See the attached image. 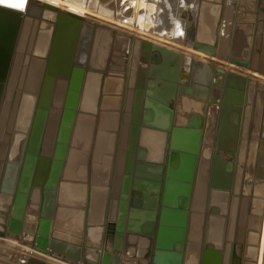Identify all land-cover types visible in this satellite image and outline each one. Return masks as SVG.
Instances as JSON below:
<instances>
[{
	"label": "water",
	"instance_id": "1",
	"mask_svg": "<svg viewBox=\"0 0 264 264\" xmlns=\"http://www.w3.org/2000/svg\"><path fill=\"white\" fill-rule=\"evenodd\" d=\"M224 2L200 0L194 20L193 48L211 56L218 55ZM227 3L235 5L229 21L233 30L229 61L250 68L254 34L264 21V0ZM36 21L30 10L0 6V233L67 264H258L264 226V162L257 161L264 138V114L259 113L264 92L254 100L253 118L254 122L261 118L262 132H257L258 125L251 132L243 153L246 169L239 181V137L246 121L249 79L234 71L217 70L200 57L185 59L180 51L163 44L137 41L123 74L119 132L106 133L110 144L115 142L118 148L112 182L113 147L111 154H104L103 164H97L102 159L97 153L99 128L93 156L89 153L99 114L100 120L105 117L103 122L111 117L110 112L100 113V102L113 34L106 30V35L99 25L93 29L82 66L74 65L79 33L73 38L63 73L48 76L52 53L46 52L42 59L31 56L43 64L30 90L37 93L43 84L46 97L35 105L30 130L14 151L13 108ZM219 73L223 94L204 236L200 242L187 241L203 128ZM54 111L58 113L54 141L44 155ZM81 142L86 151L84 182L90 180V186L84 220L76 222L84 232L76 238L54 225L55 219L62 221L63 166L71 149ZM38 173L42 176L37 185ZM175 183L177 199L166 203L169 186ZM110 186L113 192L109 195ZM26 264L53 263L30 257Z\"/></svg>",
	"mask_w": 264,
	"mask_h": 264
},
{
	"label": "bare ground",
	"instance_id": "2",
	"mask_svg": "<svg viewBox=\"0 0 264 264\" xmlns=\"http://www.w3.org/2000/svg\"><path fill=\"white\" fill-rule=\"evenodd\" d=\"M129 1L130 0H82V1L78 0L77 2H75V1H69V0H26V5H23L22 8L18 9V10H26V11L30 10V11H32V13L36 14V16L38 15L39 17L37 16V21L34 24V29H33L32 35H31L32 43H31V47H30V53H29L30 55H29V58H27V60H26V64H25L26 68L24 70L23 77L21 79L19 91L17 93L15 105L13 108V116H12V124L11 125L13 128V143L15 146L14 151H17L18 147L20 146L21 142L23 141L24 136L30 130V125H31V121H32V114H33L35 105L38 102H40V99H42L44 101L45 100L44 98L46 97V88L43 84L37 93L30 90L33 87L32 86L33 80L35 81V79H37V77L40 75L39 71L41 70V66L43 64V61L33 60L31 56L33 55L34 57H36L38 55L41 57L40 59H42L45 56L44 54L46 52H47V54H49V56H50V53H52V56H51V59L49 62L48 76L52 77L54 73L65 72V68H66V65L68 63V58H69L71 48L73 45L72 41H73L75 34L79 33V38H81V42L79 41V38H78V41L76 43V54H77V50H78V54L81 53L80 55H82V56H80V55H78L77 57L75 56L76 60L74 59V62L75 61L80 62L81 59L83 58L84 52L87 51L86 47L87 48L89 47L88 44L91 40L90 37L92 36L93 29L95 28V26L92 25V23L94 21H97V20L100 21L101 20V21L105 22L106 25L108 23V26L109 25L114 26L113 29H107V28H105V30L103 29L104 30L103 33H105L106 35H108L105 32L106 30L111 31L112 34H113V32L116 33L115 32L116 30H118V33H119V31H125L128 33L134 34V36L137 33L138 34L137 36H140V37H141V35H144V36H147L149 39L155 38L156 40L164 41L166 43L171 44L172 46H174L175 50L177 49L179 51L180 50L182 51L181 53L183 54L185 59L186 58L188 59V58L194 57V56L200 57L202 59H205L206 57H211L212 60H214V62L218 61L219 63L222 64V60H223L222 57H223L224 50H223V48H221L222 47L221 44L218 43V45H217V53H218L217 56L218 57L216 58L215 56L208 55L205 52H202V51H199V50L193 48L192 34H191V41L189 39H186L185 36L184 37H182L181 35H180V37L177 36V34H179V33L181 34V32H182L181 25H180L182 22H181V19L175 18V17H178L177 15H179V17H186L187 18L186 20L191 21V22H188V25H187L188 28L186 27L187 31L188 30L191 31V29L193 28L192 12H191L190 7L192 6L191 2H193L194 5L198 4V3H195V0H180V2H182V4H184V5H181V6L179 5V7H180L179 11L177 9L179 3L177 2L178 4L176 6V3L173 2L174 0H169V2H168V3H170L169 7L167 6L166 2L161 1V0L160 1L159 0H144L143 2H142V0H135V1L131 0L134 2L133 7L132 8L130 7L131 9L126 7L127 2H129ZM155 3H157L156 7H155ZM174 4H175V6H174L175 9L173 7ZM226 4H228L227 1H226ZM129 5H132V4H129ZM163 5H165V7H163ZM198 5H199L198 10H199L200 0H199ZM160 8L161 9L167 8L166 10L168 13H172V15L176 14L174 17L175 18L174 21H172L173 18H170V20L168 22L162 23L161 18L166 14L164 13V14L159 15V13L161 11L158 12V9H160ZM13 9H17V8H13ZM154 10L156 12H153ZM223 13H224V11H223ZM196 14H198V13H196ZM84 17H87V19L92 17L93 21L87 20L86 18L83 19ZM115 28H116V30H115ZM224 28L225 27L222 26L220 34H223ZM26 31L27 30L25 29L24 32H22V34H23L21 36L22 40L25 39ZM220 34H219V36H220ZM144 36L142 37L143 40L150 41L148 39H145ZM137 38L138 37H136V36L135 37H131V36L129 37L128 36L130 43H131V40L134 41V40H137ZM159 41H157V43L162 44ZM150 42H156V41L151 40ZM79 43H80V45H79ZM78 45H79V47H78ZM131 56H132V50H131ZM131 56H130V60H131ZM205 60H207V59H205ZM110 62H111V60H110ZM110 62L108 63V67L110 65ZM139 62H140L139 67L141 65H144V63H142L141 60ZM32 63H33V65H32ZM129 63H130V61H129ZM214 65H215L217 70H222V68L220 66L217 67L218 63H217V65H216V63ZM232 67H234V65ZM119 68L120 67L117 66V63H115L114 71H118V73L121 72L120 75L123 76L122 71ZM242 68H244V67H242ZM237 69H239V68L237 67ZM111 71H112V69H111ZM36 72H38V74H36ZM109 74L110 73H108L107 75H109ZM254 74L257 75L258 73H254ZM32 75H33V77H32ZM34 76H35V79H34ZM118 76L119 75H117V77ZM257 76L260 77L259 74ZM43 80H45V78ZM106 80H108V79H106ZM118 80H119V78H118ZM46 81L50 82L48 79H46ZM111 81H109V82L111 83ZM106 83H108V82H106ZM113 83L111 84V88H112V86H114ZM114 84H116V83H114ZM50 85H51V82H50ZM220 88H222L221 85H220ZM33 89H34V87H33ZM113 91H114V89H113ZM114 92H116V91H114ZM212 92H213V89H212ZM111 94H113V92ZM113 96H116V95H113ZM211 97H213V93H211ZM217 101H218V99L216 100V102L213 101V102L208 103V113L209 112L211 113V108H214V106L216 107V104H217V106H220V104H218ZM113 102H110V104ZM110 104H108V105H110ZM104 105H106V104H104ZM110 108H108V109H110ZM103 111H105V110H103ZM213 112H214V110H213ZM114 116H115V114H114ZM57 118H58V113H57V111H54L51 115V118H50V121H49V124L47 127V132H46V137H45V142H44V147H43L44 155H47L49 150L52 147V143L54 141V132H55V126L57 123ZM101 120H102V118H101ZM107 120H108V118H107ZM112 121H114V120H112ZM111 123H113V122H111ZM110 124H108V126ZM102 126L104 127V124ZM103 127H101V128H103ZM100 130H102V129H100ZM106 133H108V132H106ZM112 133H114V132H112ZM101 138H100V141H102ZM106 143H105V145H106ZM113 153H114V151H113ZM101 155H102V153H101ZM201 155H202V161H201L202 165H201V169H199V174L197 177V186H196V192L200 197L203 194L204 189L206 187L204 174L206 172L205 163L207 162V158L203 155V153ZM40 166H41V168L44 166L43 162H41ZM41 176L42 175L40 173H38V175L36 177V184L37 185L41 181L40 180ZM68 185L69 184L67 182H63L60 185L59 201H60V203H61L60 205L63 209V210L61 209V214H63L65 212L64 210H65V208H67L66 205H67L68 201L70 200V197L68 196V194H69V186ZM70 187H72V186L70 185ZM200 197H198V199ZM34 251H36L38 254L45 257L44 253H42L38 250H34ZM259 256H260V254H259Z\"/></svg>",
	"mask_w": 264,
	"mask_h": 264
},
{
	"label": "crops",
	"instance_id": "3",
	"mask_svg": "<svg viewBox=\"0 0 264 264\" xmlns=\"http://www.w3.org/2000/svg\"><path fill=\"white\" fill-rule=\"evenodd\" d=\"M178 3H177L178 5H180V6L182 5V2L179 1ZM191 3L193 4V2H191ZM195 3H197V1H195ZM233 17L234 16L231 15V20L233 19ZM257 23H259V20L257 21ZM260 24H261V22H260ZM261 25L262 26L260 28H258L256 33L254 34V39H253V44H252V49H251V55H250V59H249L250 66H251L250 68H246V67L242 68L243 66L235 65L229 61L230 47H231L232 33H233V30L231 28L229 29V36L226 39V43H227L226 48L225 49L223 48L224 53H223L222 58L224 60H226V62H228V64L225 66L224 72L234 71V72L240 73L242 75H245L250 81L249 85H248L249 97L247 95V99H248L247 105L248 106H247V112L245 115L246 121L242 125L241 133H240V137H239L240 155L238 156V159H237V169L239 171V181H240V177L242 175V171H244L246 169V161H245V158L243 156V153L245 151V147L247 145V142H249V140L251 139V132H255L257 130V129L255 130V125H256V127H257V125L259 126V129L257 130V132H259V134H260V132H262V129H260L261 118L260 117L256 118L255 122L253 120L254 111H255L254 110V100L258 94L260 95L261 93L264 92V21H262ZM230 26H232V23H229V27ZM222 42H223L222 41V34H220L219 44L223 45ZM177 51H179V50H177ZM230 64L235 65V68L232 67ZM219 66H222V64H220ZM237 67L239 69H237ZM111 69H112V71H111ZM108 73H110V74L107 75ZM254 73H258L260 77L257 76L258 74L256 75ZM120 74H121V72L118 73V71H114V67H111L110 65L107 68V73H106L105 81L103 84V91H102L101 102H100V113L103 114L105 112H110L111 117L108 120L106 119V122H102V120L100 121V114H99V116L97 118L96 132H95V136L93 138L94 144L92 143L91 151L89 152L90 156L92 157L94 150H95V140L94 139H96V137L98 136L97 135V129L98 128L102 129L101 134L103 136L101 134H99V140L102 137L101 138L102 141H99V146L97 147V153L100 154V157L102 159L97 161V164H99V165L103 164L104 154L112 152V151H109V149H111V147H113L114 153H112V155L114 156V161H113V173L111 175V181L112 182H114V169L117 165L116 154H118L117 153L118 148H117V145H115V142L113 143V145L110 144V141H109L110 139L108 138L109 136L106 134V132H108V133L114 132V134L115 133L117 134L119 132L117 125L120 122L121 117L118 118V116H119L118 112L122 108L123 94H124V90H125L124 76H121ZM117 75H119V76L117 77ZM118 78L120 81L118 80ZM106 79H108V80H106ZM110 79L112 81L114 80L113 82L116 84H114ZM109 81H111V83ZM106 82H108V83H106ZM112 83L114 85V86H112V88L114 87L113 89L116 92H114L113 89L111 88ZM221 86H222V88H221V92H222L221 96H222V94H223V82H222ZM112 92H113V94H111ZM113 95H116V96H113ZM211 99H212L211 101H213V97H211ZM259 100L261 102V99H259ZM110 102H113L114 104L113 103L110 104ZM107 103L110 104L111 106L108 105ZM263 103H264V100H262V102L260 104L261 107L259 109V113L261 114V116L264 114V106L262 105ZM104 104H106V105H104ZM108 108H110V109H108ZM103 110H105V111H103ZM114 114H115V116H114ZM102 119L104 120V117ZM112 120H114V121H112ZM109 122L110 123L113 122V123H111L112 125ZM107 123L110 125L108 126ZM103 124H104V127L102 126ZM210 125L211 124L209 122L208 113H207V119H206V122H205V125L203 128V140H202L201 151H200L199 160H198V167H197L198 169H197V174L195 176V181H194V185H193V191H192V196H191L190 206H189L187 241L191 240L193 242H200L203 240V236H204V216H205V212H206L205 210H206L207 184H208V179H209V169H210L211 160H212L211 151L208 147L209 145L207 144V141L210 139V136H211V129H210L211 126ZM101 127H103V128H101ZM212 130H213V126H212ZM263 131H264V128H263ZM257 137L258 136H256L255 138L260 140V138H257ZM263 140H264V138L262 140H260L261 143H260V151H259L258 160H257L258 162H264V157L262 156L263 155L262 153L264 151ZM104 142L105 143L107 142L106 143L107 146L105 145ZM82 144L83 143L81 142L79 145H76V147L72 148L71 153L66 157V160H65V163L63 166V177H62L61 183L67 182L69 184L68 185L69 186L68 196L70 197V200L68 201V203L66 205L67 208H65V210H64L65 212L63 214H61V216H60V219L62 221L55 219V225H54L55 229L60 230L61 232L65 233L66 235H70L72 237L74 236L76 238H80L84 232V230L81 227L76 226V222H79L80 219L84 220L83 219V215L85 214L84 208L87 207V205L89 203L88 189L90 186V180H89L88 184H85V182H84V179H85L84 178L85 177L84 176V167H85V160H86V158H85L86 151L84 150V147L82 146ZM204 144H207L208 146H205ZM205 150H207L209 152L207 162L205 163L206 172L204 174L206 187L204 189L203 194L200 197L196 192V186H197V177L199 174V169H201V165H202V163H201L202 155L201 154ZM101 153H102V155H101ZM101 175H102V173H101ZM174 181L177 182V178ZM70 185L72 187H70ZM236 191H237L236 193L239 194L240 196L243 195L242 190L239 191L237 188ZM112 192H113L112 186H110L109 195L112 194ZM166 197H167L166 203H171L173 199L174 200L177 199V183L169 186ZM198 197H200V198L198 199ZM110 198H109V200H110ZM110 204H111V201L108 202V206ZM31 250H34V249H31ZM34 253L35 254L27 255L25 257V260L27 261L30 257H35L38 259L45 260L47 262H51L53 264H67V263H63L61 261L52 259V258L47 257V256L41 257L36 252H34Z\"/></svg>",
	"mask_w": 264,
	"mask_h": 264
},
{
	"label": "rangeland",
	"instance_id": "4",
	"mask_svg": "<svg viewBox=\"0 0 264 264\" xmlns=\"http://www.w3.org/2000/svg\"><path fill=\"white\" fill-rule=\"evenodd\" d=\"M69 1H75V2H77L78 0H69ZM133 1H135V0H133ZM133 1L130 0L129 2H127V6L126 7H128V8L131 7L132 8L133 5H134V2ZM143 1L144 0H142V2ZM161 1L166 2V4H167L168 7L170 6V3H168L169 0H161ZM179 1L180 0H178V1L177 0H174L173 2H175L176 3V6H177V2H179ZM195 1H197V0H195ZM197 3L199 4V0L197 1ZM129 4H132V5H129ZM198 4H196V5L192 4V6L190 7L191 12H192V23H193V26H194V22H195L194 20H195V17H196V13H198V6H199ZM24 5H26V3ZM182 5H184V4H182ZM156 6H157V3H155V7ZM174 6H175V4L173 5V7ZM163 7H165V5H163ZM228 7H232L234 9V6L233 5L232 6H228ZM166 9L167 8H162V9L160 8V9H158V12L161 11L159 13V15L160 14H164V13L167 15V16L164 15L161 18L162 23L163 22H168L170 20V18H173L172 21H174L175 18L181 19V22L182 23L180 22L181 23L180 25H181L182 32H181V34L180 33L177 34V36L178 37H180V35L182 37L185 36L186 39H189L191 41V33H192V29L193 28L191 29V31L190 30L187 31L188 22H191V21L190 20H186L187 19L186 17H179V15H177L178 17H175L176 14L175 15H172V13H168ZM174 9H175V7H174ZM177 9H178V11L180 10L179 5H178V8ZM30 12L32 13V11H30ZM153 12H156V11L154 10ZM85 18L87 19V17H84L83 19H85ZM222 18H223V13H222ZM230 18H231V16H230ZM87 20L93 21V18L91 17V18H88ZM104 24L106 25V23L103 22V21H101V20L100 21L97 20V21H94L92 23V25L95 26V27L97 25H99V26H101L103 28H107V29H113L114 28V26H111V25L108 26V23H107L106 26ZM115 30H116V28H115ZM115 32L116 33L113 32L112 47H111V53H110V57H109V62L111 60V62H110L111 67H114L115 63H117V66L120 67L119 69L122 71V75H123L126 72L127 67L130 64L129 61H130L131 48H132V46L137 41H142L143 40L142 37L144 35H141V37H140V36H137L138 34L136 33L135 36L138 37L137 40H134V41L131 40V43H130V40L128 39V36L129 37L130 36L131 37H135L134 34L128 33V32H125V31H119V33H120L119 34L118 33V30H116ZM144 38L145 39H148L150 41L151 40L152 41H156V42L159 41V40H156L155 38L149 39L147 36H144ZM79 41L81 42V38H79ZM159 42H161L165 46H169V47H171V48L174 49V46H172L169 43H166L164 41H159ZM79 45H80V43H79ZM79 45H78V47H79ZM221 48H224L223 45H222ZM180 52H182V51L180 50ZM77 54H78V50H77ZM77 54H75L76 57L78 56ZM44 55H46V53ZM215 57L217 58L218 56H215ZM205 59H207L208 61L212 62L213 64L216 63V65L218 63L217 67H219V65L221 64L218 61L214 62V60H212L211 57H206ZM227 64L228 63L226 62V60L224 61V59H223L222 60V66H220V67L224 70L225 69V65H227ZM231 66H233V65H231ZM234 68H235V65H234ZM221 84H222V75H221V73H219V74H217L215 76L214 88H213V92H212L213 93V101H216L217 99L221 98V93H222L221 92V88H220V85ZM213 110H214V112H213ZM219 115H220V106H217V104H216V107L214 106V108H211V113L210 112L208 113V119H209V122L211 124L210 125L211 126L210 127V129H211V136H210V139L207 141V144L209 146L207 144H204L205 146H208L209 147V149L211 151V158L213 157L214 150H215V147H216L217 132H218V128H219V125H218L219 124V121H218L219 120ZM212 126H213V130H212ZM263 147H264V140H263ZM262 154H263L262 156L264 157V151H263ZM210 167H211V165H210ZM209 173H210V169H209ZM33 251L34 250H31L29 247H27L26 245H24L22 242H17L13 238L4 236L2 233H0V259L5 260V261L9 262L10 264H14V263L15 264H26L25 257L27 255L35 254L34 252H36V251H34V252ZM39 256L44 257V256H42L40 254H39ZM0 264H7V263H4V262L0 261ZM259 264H264V240H263L262 245H261V261L259 262Z\"/></svg>",
	"mask_w": 264,
	"mask_h": 264
},
{
	"label": "flooded vegetation",
	"instance_id": "5",
	"mask_svg": "<svg viewBox=\"0 0 264 264\" xmlns=\"http://www.w3.org/2000/svg\"><path fill=\"white\" fill-rule=\"evenodd\" d=\"M227 1V0H226ZM226 1L224 2V5H223V11H224V13H223V11H222V13H223V26L225 27L224 28V32H223V34H222V43H223V47H224V49L226 48V39H227V37L229 36V29L231 28L232 29V26H230L229 27V21L231 20V18H230V16L232 15V16H234L235 15V5L234 4H231V5H229V4H226ZM233 1H235V0H233ZM234 6V9L232 8V7H228V6ZM88 46L90 47V42H89V44H88ZM89 47H88V49H89ZM88 52H89V50H87ZM86 51V54H85V56L88 54V52ZM85 53V52H84ZM81 53H79V54H77V55H80ZM80 56H82V55H80ZM74 65H77V66H82L83 65V63L80 61V62H78V61H75L74 62ZM213 88H214V85H213ZM212 88V89H213ZM222 97V96H221ZM212 100V99H211ZM210 102H213V101H210ZM216 102V101H215ZM217 103L218 104H220L221 105V101H220V98L218 99V101H217ZM208 150V149H207ZM207 150H205L204 152H203V155L206 157V158H208V151ZM212 159H213V157H212ZM211 166H212V160H211ZM210 175H211V167H210V173H209V178H210ZM208 186H209V179H208V184H207V189H208ZM206 199H207V197H206ZM206 211V210H205ZM206 213V212H205ZM204 225H205V216H204ZM263 240H264V226H263V231H262V240H261V245H262V242H263ZM261 261V247H260V256H259V261H258V264H259V262Z\"/></svg>",
	"mask_w": 264,
	"mask_h": 264
},
{
	"label": "snow or ice",
	"instance_id": "6",
	"mask_svg": "<svg viewBox=\"0 0 264 264\" xmlns=\"http://www.w3.org/2000/svg\"><path fill=\"white\" fill-rule=\"evenodd\" d=\"M26 3V0H0V6L10 7V8H22Z\"/></svg>",
	"mask_w": 264,
	"mask_h": 264
}]
</instances>
